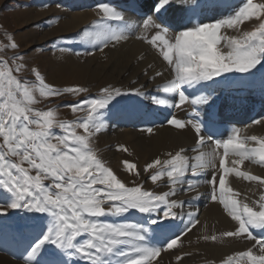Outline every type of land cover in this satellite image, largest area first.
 Instances as JSON below:
<instances>
[{"label": "snow or ice", "instance_id": "obj_1", "mask_svg": "<svg viewBox=\"0 0 264 264\" xmlns=\"http://www.w3.org/2000/svg\"><path fill=\"white\" fill-rule=\"evenodd\" d=\"M192 3L150 0L132 6L140 20L133 26L119 5L101 2L96 21L76 33L82 43L103 52L132 38L133 27L139 30L135 38L155 49L161 60L162 70L149 77L163 80L154 93L143 84L127 89L109 84L94 96L85 86L58 87L46 82L39 66L29 64L27 53L5 32L8 42L0 43V232L7 229L3 221L11 219L9 213L24 214L15 224L20 234L31 229L22 264H162V253L170 251L179 264L192 255L182 251L183 237L200 224L202 185L209 187V200L221 204L234 222L232 230L202 239L251 242L220 264H264V192L250 206L228 181L234 175L264 187V176L241 170L245 161L264 167V136L244 134L251 125L219 134L213 130L220 115L213 99L216 84L259 76L264 85V0H242L227 14L201 18L200 5L191 8ZM246 23L253 27L244 30ZM84 54L94 52L90 47ZM67 97L73 102H59ZM145 101L164 109L191 106L192 118L170 113L166 120L177 130L192 131L194 145L164 153L166 158L158 156L141 170L122 161L135 178L125 183L100 156L96 137L122 103ZM60 108L70 109L73 118H59ZM251 124L264 125V116ZM118 150L128 152L123 145ZM142 173L154 189L166 190L146 189ZM181 193L195 194L180 199Z\"/></svg>", "mask_w": 264, "mask_h": 264}, {"label": "bare ground", "instance_id": "obj_2", "mask_svg": "<svg viewBox=\"0 0 264 264\" xmlns=\"http://www.w3.org/2000/svg\"><path fill=\"white\" fill-rule=\"evenodd\" d=\"M57 1L63 3L67 0ZM109 1L110 0H68L67 3L62 4L59 7L52 6L49 11H38L32 9L22 11L23 13H19L18 15L20 16L18 20L25 23L31 21L34 22L35 20L43 18V16L49 13L52 16H55L56 19L59 18L57 28L52 33L54 35L52 36V39L62 37L66 39L63 40V42H60V48H58L55 52L49 55H44L46 58V64L49 67H52L53 74H50V79L53 83L61 84V82H66L71 79L81 80L86 87L92 88V95L98 93L101 87L107 86L109 84L115 87H122V84L125 89L139 87L143 84L146 85V92L154 93V91L151 90L155 89V85L162 83L163 80L162 78H157V80L153 82L149 80V77L155 70H162L161 60L158 58L155 49H153L146 42L142 41L139 43L136 40L130 38L129 40L117 45L116 48H112L110 46L103 52L87 43H74L75 40L81 41V38L77 36L76 33H79L83 28H85V26L93 24L97 19L96 9L95 11L85 10L83 13L74 12V10L82 8L85 9L89 5L95 6L101 2L109 3ZM118 2L122 4H128V7L120 8V10L125 12L129 22L135 26L140 22V20L138 19L137 15L133 14V11L130 10L131 6L138 5L139 3V5H142L145 2H150V0H119ZM209 2H211V4H209ZM216 2L217 0H195V3H192L188 6L191 8H196V5L201 6L196 8L198 14L197 18L205 17V14L204 16L201 15V11L203 12L212 10L214 12L218 11L217 13L227 12V10L222 11V4L220 2L215 4ZM239 2L242 1L240 0ZM214 5H217V7ZM203 7L205 8L203 9ZM209 14L210 13H208V15ZM188 15H192V13L189 12ZM208 15L206 14V17ZM251 24L252 23H246L243 26L244 30H249L251 28ZM134 29L135 27H133V29L130 31H133ZM228 34L232 35L234 33L231 30H228ZM73 45H78V48H73ZM222 45L223 41L221 42V46ZM49 46L51 47V45ZM69 47H72L73 49ZM90 47L94 52V55L92 56L84 54L89 50ZM61 49H71V51H62ZM223 50L227 51V49ZM77 52L81 53V55H76ZM141 57H143V59H141ZM149 64L153 65L152 69H148ZM146 69H148V76L144 75V71ZM248 81H251V83H249L250 86L247 84L248 86L246 88L251 89V91L255 90V83L258 82L259 88L257 92L259 95L255 99V104H252L250 111L248 110L249 112L247 113V119L245 121L243 119L244 122H242L243 124L241 125L240 123L228 124L227 122L222 121L223 118L236 117L235 111L237 110L239 111V117L242 116V113H245L242 110L244 108L241 109L237 106L238 102L235 101V98L223 100V98L226 97V92L224 91L227 88V85L231 87L233 81H222L219 83V85L217 84V90L220 91V94L217 96H220V98L216 99L214 97L215 95L213 94V99L215 100V110L220 113V115L217 116L216 124L218 125V128L223 130L221 131L222 133H224L226 130L230 131L233 127L245 128L247 125H251V127L246 128V132L244 134L264 136V125L251 124L254 119H259L261 116H264V85L261 84L259 76H257L256 79H250ZM241 82L242 81H236L238 84L236 87L243 83L246 85L247 83ZM223 83H225L226 87H222L224 86ZM236 98H238L240 102L245 100L243 96H236ZM144 105L147 106L148 102L145 101ZM242 105L244 107V104ZM151 107L155 110V116L149 117V115L146 114L142 115L140 118L138 114L141 115V112L139 109H137V105L122 103L120 106H118V109L113 110L112 112V115L115 114V116H113V127L111 126L110 129L105 128V131L96 137V148L106 147L105 150L102 149V153L104 154L103 159L109 166L113 168L120 179L123 178L122 180H125V183H129L135 178L126 169V173H122V161L127 160L129 162L135 163L137 170H141L146 163L151 162L158 156L161 159L166 158L164 153L169 151L175 152L181 146H189L190 149L194 145V136L192 131L177 130L174 127L168 125L161 126L165 122V118L170 109L159 108L154 105ZM124 108V111L121 110ZM197 110L201 112V118H203L204 111L200 108ZM191 111L192 107L184 105L182 108L177 109L176 116L178 115L177 118L180 119L192 118L190 116ZM133 113H137V117L139 118L135 119V123L131 121L127 122L130 130H119L117 125L120 124L122 118L118 119L116 114H120V116L129 118ZM109 119H111V117H109ZM109 123L107 125H109ZM136 126L145 127V129L141 131L132 130ZM148 128H152L151 133L147 131ZM111 145L117 147L120 145L126 146L128 152L119 151L117 147H115V151L112 149ZM241 170H247L254 175L264 176V167H260L248 161H245L244 165L241 166ZM126 175L128 176L125 178ZM228 181L229 186L232 187L234 191L240 193L239 198L241 200H245V202H247L250 206H254V202L257 201L261 193L264 192V187H260L256 182H248L242 178L234 177V175L230 176ZM200 188H202L199 189L201 193V199L199 203L201 204H198L197 208L200 224H198L196 228L183 237L182 251L192 253L191 258L194 260L189 261L190 259L186 256L185 258H188L189 261L187 264H193L192 262L207 263L212 260H215L217 264H220V261L227 255L232 254L235 251L245 250L250 246L244 245L246 242L244 240L226 239L223 243H220L204 241L202 239V236L205 234L212 235L213 233L218 234L222 231L232 230L234 222L226 214L221 204L209 200V187L207 185H202ZM155 190L159 191L166 189ZM194 194L195 193H191L187 195L190 196ZM199 210H201L202 214H200ZM177 223L180 222L177 221ZM6 230L5 232H0V242L3 244H6L4 242L12 243L11 239L14 238L8 235L7 233L10 231L6 232ZM171 252L173 253L174 251ZM171 258L173 257L169 255L164 256V264H170L171 261H173ZM0 264H22V262L15 261L10 257H5L0 253Z\"/></svg>", "mask_w": 264, "mask_h": 264}, {"label": "rangeland", "instance_id": "obj_3", "mask_svg": "<svg viewBox=\"0 0 264 264\" xmlns=\"http://www.w3.org/2000/svg\"><path fill=\"white\" fill-rule=\"evenodd\" d=\"M111 1V0H110ZM113 1H119V0H113ZM67 1L61 3V2H58L57 0H0V43H7V36L5 35V32L7 33H10L14 36L16 42L20 45V51L22 53H27L26 55V60L29 62V64H32V65H35V66H39V68L41 69L42 71V74L45 75L46 77V82H49V83H52L58 87H66V86H73V85H80V86H85V84L81 81V80H74V79H71V80H68L66 82H61V84H57V83H53L50 79V74H53V71H52V67H49L45 60V56L44 55H49L53 52H55L58 48H60V42H63V40H65L66 38H57V39H52L54 36L52 33L55 31V29L57 28V25H58V19H56L55 16H52L50 13L49 14H46L45 16H43V18H40V19H37L35 20L34 22H28V23H25V22H20L18 20V18H20L19 13H23L22 11H25V10H38V11H49L51 9V7H55L57 5H62V4H65L67 3ZM112 2V1H111ZM212 2V1H211ZM211 2H209V4H211ZM79 3V2H77ZM140 4V3H139ZM138 4V5H139ZM217 4V2L215 3ZM241 4V2H240ZM238 4V5H240ZM116 5V4H115ZM97 5H89L88 7H86L85 9H75L74 12H84L85 10L87 11H95V7ZM217 7V5H214ZM69 8V7H68ZM93 9V10H92ZM203 10V9H202ZM69 11V10H68ZM212 10H208L207 13H204L205 15L208 13H210ZM204 12V11H203ZM201 11V13H203ZM206 12V11H205ZM210 14L212 15H215L217 14V12H211ZM209 14V16L207 17H210L211 15ZM54 20L55 22L54 23H48L49 20ZM42 21V22H41ZM140 24V22L138 23ZM137 24V25H138ZM253 27V24H251V28ZM250 28V29H251ZM249 29V30H250ZM134 34L132 36V39L136 40L137 42L141 43L142 40H138L136 38H134L136 35H139L140 34V31L137 30V29H134L132 31ZM51 37V38H50ZM68 37V36H67ZM50 38V39H49ZM52 39V40H51ZM70 39V38H69ZM74 39V38H73ZM51 40V41H50ZM74 43H79V44H82L81 41H78V40H75ZM51 45V47L49 46ZM72 46V45H71ZM69 48H72V47H69ZM73 48L77 49L78 48V45H73ZM72 48V49H73ZM0 54H4V53H0ZM7 55H11V51H7L6 53ZM23 75H25L27 78L29 79H32L30 73H24ZM165 75L167 76L168 74L165 73ZM256 79V78H255ZM250 80V79H248ZM248 80H241L242 82H249L251 83V81H248ZM223 82H227V81H223ZM241 82V83H242ZM224 86L223 87H226L225 83H223ZM222 84V85H223ZM234 84H237L236 81H233L232 82V88L233 89H230V90H227L228 88H231L229 85H227V88L225 89V91H228L229 93H225V98H223V100H226V99H234L235 98V101L238 102L237 103V106L240 107L241 109L243 110V112L245 113H242V116L239 117V114H238V110L235 111V115L236 117L232 118V117H227V118H223L222 121H225L227 122L228 124L230 123H240V122H244L247 118V113L250 111L251 107H252V104H255V99L258 97V88H259V84L258 82L255 83V90L254 91H251V89L249 88H246L248 85L246 84V86H244V88L239 85L238 87H236V85ZM217 85V84H216ZM216 85L214 87H216ZM238 85V84H237ZM245 85V84H244ZM122 87L120 88H124V86L121 84ZM229 86V87H228ZM250 86V84H249ZM86 87V86H85ZM257 87V88H256ZM90 89V94L92 95V88L88 87ZM220 89V88H219ZM247 90V91H246ZM151 91H154L151 90ZM217 91H218V94H217ZM215 92L214 93V97L217 99L220 98V96H217L219 95L220 91L215 89ZM153 93V92H151ZM236 96H243L245 98V100L243 101H239L238 98H236ZM59 99V102L60 103H71L73 102L74 98H71V97H67V98H58ZM247 101V102H246ZM251 101V102H250ZM243 102V103H242ZM253 102V103H252ZM48 102H44L40 105H37V107H44L45 104H47ZM55 103V102H54ZM229 103V102H228ZM250 103V105H249ZM244 104V107L243 105ZM144 104H138L137 105V109H142L141 107H143ZM54 106V104H53ZM189 106V105H188ZM145 109L143 110V113L141 115L138 114V116H142V115H149V117H152V116H155L154 114V109H152V107L150 106H145ZM191 107V106H189ZM246 108V109H245ZM121 110H125L124 109H121ZM171 110V111H170ZM169 110V113L167 114L166 117L169 116L170 113L174 114L176 116V113H177V109H170ZM249 110V111H248ZM178 116V115H177ZM176 116V117H177ZM245 118H244V117ZM117 117H119V119H121L122 121L120 122L122 124L121 125H117L118 129L119 130H130V127L127 125V122L128 120L130 119H133L135 117V119L139 118L137 117V113H133L131 115V117H129V119H127V117H123V116H120L117 115ZM59 118L61 119H72L73 116L71 115V112H70V109L68 108H60L59 109ZM157 118V117H156ZM243 118H244V121H243ZM190 119V118H188ZM109 118H107V124L109 123ZM132 122V121H131ZM135 122V120H134ZM114 124V123H113ZM243 124V123H242ZM168 125L170 126L168 123H167V120L165 118V122L161 125ZM241 125V123H240ZM112 126V122L110 121L109 125H107L106 129H110V127ZM125 126V127H124ZM246 126V125H245ZM113 127V126H112ZM121 129H120V128ZM159 127V126H157ZM127 128V129H126ZM136 128V129H135ZM145 129V127H139V126H136L134 127V131H141ZM112 149H116L115 147L117 146H114V145H111ZM114 147V148H113ZM186 149H189V146L185 147ZM98 149V152L99 154L101 155V157L103 158L104 154L102 153L103 150L106 149V147L104 148H97ZM103 149V150H102ZM118 149V147H117ZM101 151V152H100ZM116 151V150H115ZM102 153V154H101ZM190 154V153H189ZM191 155V154H190ZM122 168V173H126V170L124 168V166L121 167ZM124 169V170H123ZM114 171V170H113ZM115 172V171H114ZM116 173V172H115ZM143 174V173H142ZM128 175L125 176V178L127 177ZM123 179V178H122ZM142 180L144 181V186L146 189H151V188H154V186L151 184L150 181L147 180L146 176L143 174L142 176ZM125 182V180H124ZM202 187V186H201ZM202 189V188H200ZM155 190V189H154ZM187 196V197H186ZM189 195L187 194H184L182 193L181 195H179V198L180 199H188ZM186 210V209H185ZM200 214L201 213V210H200ZM24 215L23 213H19V214H15V213H9V217L13 216V217H20ZM4 222H10V221H5ZM27 230L29 229H25L24 232H26ZM6 232H8V230H6ZM29 232H31V229L29 230ZM13 233H16L15 230L13 231H10L8 232L7 234L10 235V234H13ZM18 235H16L14 238H17L19 241L22 240L20 237V233L17 232ZM7 235V236H8ZM13 238V239H14ZM13 239L12 240V243H13ZM19 242L17 241L15 244L17 245ZM244 245H247V246H251V242H248L246 241ZM0 251H1V254L4 255L5 257H9L11 255V253H7V252H2V247H0ZM4 248H10L12 249L10 246H4ZM168 253V254H167ZM167 253H163L162 254V263L164 264L163 260H164V256H171L173 258H171L173 261H171V263L173 264H177V261H175L176 259L174 258L175 256V252H167ZM191 261V260H194L193 258H191V256H187ZM17 258V257H16ZM188 258H184L182 261L179 262V264H187L188 261ZM175 259V260H174ZM20 262H22V260L20 259L19 260ZM213 261V260H212ZM215 261V260H214ZM170 263V264H171ZM193 264H208V262L206 263H196V262H192ZM167 264V263H165ZM215 264H217V262H215Z\"/></svg>", "mask_w": 264, "mask_h": 264}]
</instances>
